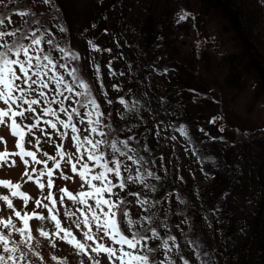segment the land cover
<instances>
[{"label":"snow or ice","instance_id":"snow-or-ice-1","mask_svg":"<svg viewBox=\"0 0 264 264\" xmlns=\"http://www.w3.org/2000/svg\"><path fill=\"white\" fill-rule=\"evenodd\" d=\"M42 3L52 10L55 18L54 14L59 11L56 0H42ZM9 4L15 6V14L21 18L18 27H9L14 24L7 11ZM0 8L4 9L0 11V125L9 126L16 137L17 149L9 152L5 147L0 152V162L18 156L26 168L31 165V172L35 173L33 176L26 171L28 179L42 191L47 188V195L35 199V207L29 212L27 209L33 197L23 192L19 183L0 180V187L9 192V195H0V201L11 210L8 217H0V264H31L29 254L39 256L31 247L34 237L30 221L33 220L41 223L36 230L39 236L53 238L51 246L54 248L58 241L69 245L81 257L79 264H85L84 257L88 264H102L101 254L107 257L108 264H191L184 256L178 238L172 234L169 212L165 211L161 219L156 211L161 200L149 195L157 192L156 184L149 180L161 178L150 170L149 165L154 161L150 162L141 154V150L150 154L151 149L147 142L141 144L133 132L137 125L127 123L120 129L112 127V113L102 111L91 84L82 74L80 53L69 45L61 46L55 33L43 27L38 18L42 13L21 10L19 0H0ZM189 15L182 10L177 14V23ZM56 27L59 32H66L62 25ZM88 43L93 50H99L91 40ZM92 64L104 100L111 105L114 102L108 99L103 88L99 66L94 61ZM109 75H116L111 62ZM112 87L120 90L118 85ZM118 102L126 113L139 115L138 101L129 103L119 97ZM26 119H31L32 123L25 124ZM120 119L127 120V117L120 113ZM140 119L143 122V118ZM220 120L223 117L216 116L212 122ZM176 130L187 137L183 125ZM219 130H225L223 123ZM125 131L130 134L124 138L117 135ZM233 132L241 137L249 135L238 128ZM156 135L159 136V131ZM42 137L49 143H55V138L61 141L70 138L75 152L65 151L64 143H58L55 155H49L41 147ZM26 143L34 150L26 149ZM200 162L204 163L203 160ZM69 166L82 181L80 190L73 193L60 188L57 198L52 191L54 173ZM59 175L64 176L63 171ZM128 185H138L142 189L127 194L135 197V204L142 210L143 214L135 218L130 207L132 201L120 195ZM12 198L20 199L23 207L17 210ZM66 199L75 206V211H64L63 218L70 221L67 226L62 223L57 207L58 204L63 206ZM41 209L46 210V214ZM45 221L53 225L52 231L44 228ZM184 222L186 219L181 221ZM160 229L164 230L163 235ZM76 233L81 238L78 239ZM14 235L20 240H14ZM181 238L194 249L197 258L204 255L199 251L198 239L187 240L182 229ZM156 241L155 247L151 246L150 242ZM158 253L163 254V259L155 258ZM51 259L55 264H66L65 258L52 255Z\"/></svg>","mask_w":264,"mask_h":264},{"label":"trees","instance_id":"trees-1","mask_svg":"<svg viewBox=\"0 0 264 264\" xmlns=\"http://www.w3.org/2000/svg\"><path fill=\"white\" fill-rule=\"evenodd\" d=\"M201 1L207 6L210 5L211 8H217L223 15L226 22L224 30L232 33L231 39L238 47L235 51L237 54L232 55L237 56L241 65L240 70L241 67L245 71L251 68L258 76L259 88L256 94L264 97V41L260 38L264 34V23H262L264 0ZM112 2L113 0H95L93 10L83 17L87 20V26L92 25V28L97 29V34L99 29V35L104 29H106V35L109 34L105 22L110 14ZM153 2L155 4L152 3V5L155 7L161 6L158 17L161 20L166 19L164 8H167L168 2L166 0ZM8 9L12 16L16 15L14 5L9 4ZM20 9L31 8L21 4ZM98 10L102 12L99 13ZM0 11L4 9L0 8ZM47 12V18L38 17L43 27L55 33L61 46L69 45L72 49L75 48L69 29L70 23L60 16L57 18V12L53 18L49 7ZM63 12L64 10L60 9V13L63 14ZM95 12L97 14L94 16ZM49 13H51L50 17ZM119 14L122 15L123 12ZM148 20L154 24V20ZM13 22L15 23L16 20ZM20 22L21 20L10 27H18ZM152 24L145 22L138 29L143 37L136 46L132 47L131 54L123 51L129 47H126L127 43L123 42L117 49V52H123L124 55L134 59L135 63L132 68L125 69L122 59L117 54L118 65L111 62V69L116 75L110 76L108 70L106 75L113 81L109 87L103 88L107 92L108 99L114 102L113 104L109 105L105 102L90 62L87 71L85 63L80 64L81 69L86 71L82 69V74L91 84L102 111L112 113L110 121L112 127L120 129L127 123H134L137 127L133 129V132L137 134L140 143L147 142L151 153L141 150V154L145 155L150 162L154 161L149 165L150 170L161 178L149 180V183L157 186V192L149 195L161 200V204L156 209L161 219L165 211L169 212L168 223L172 225V234L178 238L183 254L191 261V264H202V261H206V264H264V130L259 131V128H253L250 132L246 131L249 137H241L233 132V129H237L236 126L226 124L225 130L221 132L217 123L223 120L213 123V118L207 117L205 112L192 110L190 104L195 100L200 103L199 107L203 106V102L211 103L210 95L204 90L206 85L203 81L194 82L192 75L194 72L198 73L197 67H194L192 63L190 68L186 69L184 62L172 55L177 52L171 49V46H169L171 51L168 57L161 62L158 60V62L150 63L149 58L154 56L146 53V45L152 40ZM59 25L66 28V32H59L56 27ZM113 32L125 34V23L113 28ZM100 43L101 41L98 40L95 44L101 47ZM170 43L171 41L168 40L165 45ZM105 57L109 61L107 53H103V50L99 52L95 50L90 60L100 61ZM99 64L96 65L99 66ZM232 69L234 74L231 71L230 80L239 79L240 70L236 71L235 64H232ZM169 72L174 76L166 83L163 91L153 92L152 84L148 82L151 80L150 73L160 75ZM113 85H118L120 90H114ZM107 89L112 91L109 92ZM151 94L154 96L149 98ZM119 97H123L129 103L138 101L139 115L126 113L124 107L118 102ZM120 113H124L127 120H121ZM181 125L185 127L187 137L176 130ZM238 129L245 132L246 128ZM157 131L159 136L156 135ZM129 134L126 131L117 133L121 138ZM171 136L179 138L178 149L176 145L171 146L169 141ZM220 137L224 139L221 140ZM250 152L254 157L248 160L246 155ZM201 160L204 161L203 164ZM185 162H188L190 166ZM182 163H184V170H182ZM141 190L138 185H128L121 196L132 200L135 197L128 196V192ZM240 194L252 196L253 207L239 209L236 197ZM159 206L161 207L158 208ZM185 219L186 222L181 223ZM177 224L180 225L179 228L176 227ZM237 227H240V233L236 231ZM181 229L186 234L187 240L198 239L199 251L204 255L200 258L194 255V249L181 238ZM160 231L163 235L164 230L160 229ZM156 243L158 241L150 242L153 247ZM155 258L163 259V254L158 253Z\"/></svg>","mask_w":264,"mask_h":264},{"label":"rangeland","instance_id":"rangeland-1","mask_svg":"<svg viewBox=\"0 0 264 264\" xmlns=\"http://www.w3.org/2000/svg\"><path fill=\"white\" fill-rule=\"evenodd\" d=\"M118 1L119 0H113L112 7L109 11L110 14L105 22V27L108 28L109 34L106 35V29H104L102 34L99 35V29L97 34V29L92 28V25L87 26V20L83 19L85 15H89V12L93 10L95 0H56L57 5L60 6L57 12V18L60 16L65 19L67 23H70L69 29L72 34L73 42L75 43V48H73V50L80 53V64L82 62L85 63L86 71L88 70L89 62L92 64L90 58L95 51L90 47L88 41L91 40L94 44H97L98 40L101 41V47L95 45L99 49L98 52L103 50V53L108 54L109 61L105 57L100 59V61L94 62L95 64L100 63V78L103 79V87H109L113 81V79H108L109 76L106 75V72L109 70V62L118 65L116 54L122 59L121 62L125 69L132 68L135 60L124 55L123 52H117V49L123 42L127 43L126 47H129L123 51L131 54L132 47L136 46L143 37L139 34L138 29L143 26L145 22L152 24L148 20L152 19L154 20V24H152L153 36L152 40L146 45V53L154 56L149 58L151 61L150 63L153 61L158 62V60H160V62L163 61L170 55L169 52L173 48L177 54L172 55L179 58L180 61L182 60L186 69H189L192 63L194 67H197L198 73L194 72V75H192L194 82L203 81L206 85L204 90L210 95L211 103L203 102V106L199 107L200 103L195 100L190 104L192 110L205 112V115L211 118L216 116L223 117V121L218 122L217 127H220L223 123L224 125L232 124L236 126V128L245 127V132H250L253 128H259V131L264 130V97L256 94L259 88L258 76H256L251 68L245 71L241 67L240 70L241 65H239L237 56L234 57V55H232L233 53L237 54L235 51L238 50V47L235 46L234 40L231 39L232 33L224 30L226 22L217 8H211L210 5L207 6L201 0H166V2H168L167 8H164L166 11V19L161 20L158 17L161 6L158 4L157 7L152 5L154 0H121L120 3L117 4ZM19 3L20 5H28L32 11L37 14L42 13L43 15H41V18L48 17V6L43 4L42 0H20ZM60 9L64 10L63 14L60 13ZM182 10L190 13V15L187 19L177 23V14ZM9 11L8 9V12ZM101 12L100 10L99 13ZM119 12H123V14L120 15ZM96 14L97 12L94 13V16ZM50 16L51 13H49V17ZM11 18L13 21L16 20L15 23L21 20L17 15H11ZM61 22L63 23V21ZM123 23H125V34H119V32L114 33L113 28L115 29L119 24ZM262 23H264V18ZM260 38L264 41V34ZM168 40L171 41V43L165 45V42ZM141 43L144 44L143 42ZM169 46H171V49H169ZM235 60H237V62H234ZM232 64H235L236 71L237 69L240 70L239 79L233 78L230 80V78H232L231 71H233L234 74ZM183 73L185 74V72ZM149 76L151 80L148 82H151L153 92H162L166 83L172 79L174 74L171 72L161 73L160 75L150 73ZM107 91L111 92L112 89H107ZM153 96L154 95L151 94L149 98ZM24 123L30 124L32 121L31 119H26ZM175 137V140L170 138L169 141L171 146L176 145L178 149L177 145H180V140L177 136ZM0 138H2V142H0V152L4 151L5 147H7L9 152L17 151L16 137L12 135L7 124L0 125ZM41 139V147L43 151L48 152L49 155H55L56 144L58 143H64L65 151L75 152L70 138L65 141L55 138V143H49L43 137ZM25 148L34 150L32 146L27 143L25 144ZM253 157L254 155L251 152L246 155L248 160H251ZM13 161H15L14 164ZM185 163L190 166L188 162ZM36 167L40 168L43 167V165H36ZM49 167H51V161L49 162ZM182 170H184V163H182ZM26 171L28 174L35 176V173L31 172V165L26 168L25 164L18 156H13L5 162H0V180H10L14 184L19 183L21 185V190L33 197L27 209L31 212L35 207L34 200L43 199V197L47 195V188L45 187L42 191L33 180L28 179V174H25ZM60 171H63L64 176L59 175ZM64 177H67V179H64ZM53 180L54 186L52 191L57 198L60 195V188H67L69 191L75 193L80 190L82 184L79 175L73 173L70 166L56 170ZM116 191L119 192V189ZM122 194L123 192H120V195ZM0 195H9L8 189L0 187ZM130 201H132L130 207L133 216L134 218L138 217L139 213L142 214V210L135 204V199ZM236 201L239 204V209H249L254 205V198L250 195L244 196L240 194L236 197ZM12 202L17 210L23 207V202L18 198H12ZM57 207L60 211L62 223L66 226L70 225V221L65 220L63 214L65 209L75 211V206L71 201L66 199L63 206L58 204ZM40 211L46 214V210L41 209ZM9 215H11V210L7 208L3 201H0V217L6 218ZM30 224L33 229L34 237L31 241V247L34 252L39 253V256L32 255L31 253L29 254L28 261H30L31 264H55L51 259L52 255L65 258L66 264H79L81 257L77 256L69 245L58 241L57 246L54 248L51 246L53 238L39 236L36 230L41 227L40 221L33 220L30 221ZM237 225L240 224L237 223ZM43 226L49 231L53 230V225L50 222L45 221ZM72 227L73 231L76 232L75 227ZM239 228L240 227H237L236 229L238 233H240ZM76 234L78 239L81 238L79 233ZM13 239L19 241L20 237L14 235ZM21 247L24 246L22 245ZM101 255L103 258L102 264H108L107 257L104 256V254ZM83 259L85 260V264H88L87 258L84 257Z\"/></svg>","mask_w":264,"mask_h":264}]
</instances>
